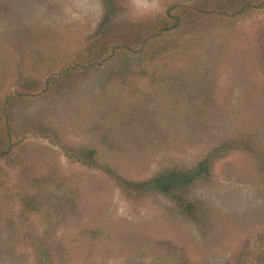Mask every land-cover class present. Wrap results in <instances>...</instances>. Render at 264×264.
<instances>
[{
    "label": "rangeland",
    "instance_id": "374dc122",
    "mask_svg": "<svg viewBox=\"0 0 264 264\" xmlns=\"http://www.w3.org/2000/svg\"><path fill=\"white\" fill-rule=\"evenodd\" d=\"M209 1L0 0V264H264V6L151 32Z\"/></svg>",
    "mask_w": 264,
    "mask_h": 264
},
{
    "label": "trees",
    "instance_id": "16d2710c",
    "mask_svg": "<svg viewBox=\"0 0 264 264\" xmlns=\"http://www.w3.org/2000/svg\"><path fill=\"white\" fill-rule=\"evenodd\" d=\"M207 4L206 8L199 7L196 4H190L187 7L179 3L173 4L170 6V11L167 14L166 20L162 22L155 31H151L152 34H159L181 26L183 28L185 18L190 19L193 14L195 16L199 15L198 13L204 14V12L216 13L219 15L241 14L251 6H264V0H217L215 3L209 1ZM174 10L176 11L173 12ZM178 12L180 13L179 15ZM150 27L151 26H148L147 30H149ZM143 41L144 40H142V42ZM5 151V149L0 151V154H3ZM85 157L90 158V156L88 157V153H85ZM209 164L210 162L207 159H203L202 161H198L197 165L192 168L167 169L156 174L147 181L140 182L138 186L144 191H157L178 199L179 196L176 193H179L180 190L207 173Z\"/></svg>",
    "mask_w": 264,
    "mask_h": 264
}]
</instances>
